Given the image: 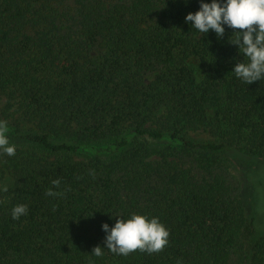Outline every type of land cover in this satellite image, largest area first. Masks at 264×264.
Here are the masks:
<instances>
[{
    "label": "trees",
    "instance_id": "1",
    "mask_svg": "<svg viewBox=\"0 0 264 264\" xmlns=\"http://www.w3.org/2000/svg\"><path fill=\"white\" fill-rule=\"evenodd\" d=\"M198 7L0 0V120L9 138L48 153L0 156V187L11 181L0 191V264H264L223 150L264 158V79L247 85L230 71L246 59L233 30L218 38L184 23ZM198 128L222 142L185 134ZM17 204L27 213L13 220ZM133 213L168 230L162 250L93 256L101 225Z\"/></svg>",
    "mask_w": 264,
    "mask_h": 264
},
{
    "label": "clouds",
    "instance_id": "2",
    "mask_svg": "<svg viewBox=\"0 0 264 264\" xmlns=\"http://www.w3.org/2000/svg\"><path fill=\"white\" fill-rule=\"evenodd\" d=\"M188 2L183 0L185 6ZM198 4L195 12L184 16V23H190L200 34L214 32L218 38L226 28L233 30L235 37L230 42L236 46L238 55L246 59L234 63L230 71L247 85L264 79V0H198ZM9 132L7 121L0 120V156L12 157L16 153V145L9 142ZM59 183V180L52 181L53 186ZM6 190V187H0V191ZM46 195L61 193L49 189ZM26 213L27 205L24 204L14 205L11 209L13 220ZM115 217L111 227L108 223L101 225L105 234L103 247H93V256H102L105 249L125 257L136 250L154 253L168 243V230L156 217L135 213L127 219Z\"/></svg>",
    "mask_w": 264,
    "mask_h": 264
},
{
    "label": "rangeland",
    "instance_id": "3",
    "mask_svg": "<svg viewBox=\"0 0 264 264\" xmlns=\"http://www.w3.org/2000/svg\"><path fill=\"white\" fill-rule=\"evenodd\" d=\"M24 129H26V126L21 125V130L23 131ZM125 130L127 134L132 131V129L128 127H126ZM214 132V130L208 128H198L195 130H189L185 134L188 138L197 142L213 141L215 143H221L222 141ZM9 142L15 144L16 149L34 150L43 154H48L44 151L34 149L24 141L13 139L11 137L9 138ZM223 150L229 159V173L239 186L244 213L253 220L255 238L264 237V158L248 156L233 146H224ZM56 156H59V154H49L50 158ZM71 157L74 160H86L90 156L84 151H76L71 154ZM157 157L158 156H152L154 159ZM102 158L108 159V155L103 156ZM6 176L8 177V175L5 174L2 180L3 187L11 182ZM247 263L248 262L246 261L241 262L240 264Z\"/></svg>",
    "mask_w": 264,
    "mask_h": 264
}]
</instances>
